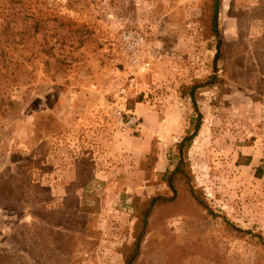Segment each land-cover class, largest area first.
<instances>
[{
  "label": "rangeland",
  "instance_id": "rangeland-1",
  "mask_svg": "<svg viewBox=\"0 0 264 264\" xmlns=\"http://www.w3.org/2000/svg\"><path fill=\"white\" fill-rule=\"evenodd\" d=\"M214 1L0 0V264H123L179 159L133 264H264V0H218L215 69Z\"/></svg>",
  "mask_w": 264,
  "mask_h": 264
},
{
  "label": "trees",
  "instance_id": "trees-1",
  "mask_svg": "<svg viewBox=\"0 0 264 264\" xmlns=\"http://www.w3.org/2000/svg\"><path fill=\"white\" fill-rule=\"evenodd\" d=\"M217 2H218V0L214 1V11H213V16H212V30H213V33L215 34L216 38L218 37V39L216 41V52H215L214 57H213V69L216 68V62L220 56V46H221V39L219 38V32L217 30ZM40 28H42V25H40L38 19H33V21L26 24V30H28V31L31 30L32 34L39 32ZM6 30H9L8 24H5L3 27V30L0 32V74H2L3 72H6V70H7V61H5L6 52L4 50V47L2 46V42L6 41V40L1 39L2 35L4 37L7 36L8 33L6 32ZM217 79H218L217 75L211 74L209 76L206 84H213L214 82L217 81ZM199 86H201V85L200 84H194L189 88V95L191 97V102H192L193 107L196 109L197 115H196V118L194 119L193 131L184 135L182 137V139L177 143L179 150L181 149V147L183 146L184 143H189L190 141H192V139L197 134L198 128L200 126L201 114L197 111V104H196V100L194 97V90ZM181 165H182L181 159H179L178 163L176 164L174 169H172L171 171H167L162 175V179L166 182V184L170 188L172 195L169 197L153 196L147 201L145 208L141 213V217L138 221V224L136 226V232H135L134 240H133L131 245L125 247V250L123 252V264H133L135 262L137 256L139 255L141 242L143 240L145 233L147 232V225H148L147 219H148V216L150 215L153 207L159 202H167V201L174 199L177 196L178 191L176 188V181L182 180L184 178V175H183L184 171H183V168ZM189 191H190V194L192 196H194V198H196V200L198 202L201 203L200 196L197 195V194H199L198 191H195L192 188V186L189 187ZM228 224H230V223L228 222ZM230 226H232V225H230Z\"/></svg>",
  "mask_w": 264,
  "mask_h": 264
},
{
  "label": "built area",
  "instance_id": "built-area-1",
  "mask_svg": "<svg viewBox=\"0 0 264 264\" xmlns=\"http://www.w3.org/2000/svg\"><path fill=\"white\" fill-rule=\"evenodd\" d=\"M129 121L133 123L135 121V117H132Z\"/></svg>",
  "mask_w": 264,
  "mask_h": 264
}]
</instances>
